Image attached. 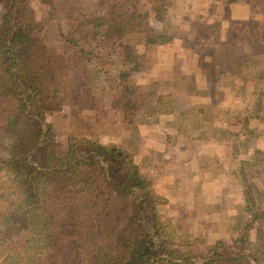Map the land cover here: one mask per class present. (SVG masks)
Returning <instances> with one entry per match:
<instances>
[{
	"label": "trees",
	"instance_id": "trees-1",
	"mask_svg": "<svg viewBox=\"0 0 264 264\" xmlns=\"http://www.w3.org/2000/svg\"><path fill=\"white\" fill-rule=\"evenodd\" d=\"M33 1L0 0V264H264V178L256 173L261 163L242 152V121L253 107L241 103L238 89L246 87L251 100L264 98V37L246 21L225 26L203 14L194 23L196 40L215 44L203 77L208 102L219 106V123L228 127L219 141L238 160L230 176L242 187L246 216L237 238L201 253L200 239L164 217L169 200L131 152L78 135L64 144L47 122L71 95L77 115L96 127L135 126L145 112L165 114L160 100L150 110L148 94L133 82L148 65L136 39L163 47L177 36L153 33L139 0H38L47 22ZM152 1L161 4L155 19L163 22L166 0ZM251 1L264 9V0ZM181 39L184 49L201 46ZM253 40L256 54L244 46ZM179 73L174 67L175 78Z\"/></svg>",
	"mask_w": 264,
	"mask_h": 264
},
{
	"label": "rangeland",
	"instance_id": "rangeland-1",
	"mask_svg": "<svg viewBox=\"0 0 264 264\" xmlns=\"http://www.w3.org/2000/svg\"><path fill=\"white\" fill-rule=\"evenodd\" d=\"M139 2L150 16L153 33L177 36L172 44L163 47L149 45L144 39H136L138 52L147 58L148 65L146 72L134 75L133 82L142 85L148 94L150 110L157 107L160 100V109L166 113L145 112L135 126L114 122L96 127L77 115L76 110L70 106L71 95L63 111L49 116L47 122L53 125L55 139L64 144L70 135H78L96 139L104 145L116 144L131 152L158 193L170 198L182 197L179 201H169L172 205L164 206L162 213L174 223L179 233L193 238L201 237L203 244L199 243L196 250L205 253L210 244L219 242V224L222 229L236 230L238 226L242 227L246 216L239 187H228L229 191L226 192L229 193L224 195L225 207L219 204V193L221 196L223 194L219 190L217 146L220 109L203 97L209 92L203 76L211 65L215 44L214 41L203 40V37L197 41L196 31L199 27L194 23L203 14L207 16L206 21L221 22L225 26L231 21H246L255 34L264 37V9L255 8L251 0L230 7H224L215 0H166V15L163 22H158L155 17L161 4L152 0ZM33 7L38 19L47 22L48 9L38 0L33 1ZM167 25L171 29H167ZM181 38L189 39L190 44L194 41L200 43L198 55L182 50ZM47 39L51 49L56 46L52 39ZM244 46L248 53L256 54L258 51V42L255 40L245 41ZM197 63L199 66L194 68ZM174 67L180 70L176 78L173 75ZM73 87L75 90L78 88L76 84ZM238 89L241 103L252 106L254 114L252 119L242 121L247 133L245 141L248 143L245 144L248 145L241 151L249 153L244 156L245 159L254 157V160L261 163L256 169L261 171L256 173L264 178V98L251 100L246 87L239 85ZM224 127L227 128L226 124ZM175 145L185 149L182 152L174 151ZM235 167L234 162L227 168L234 171ZM193 190L196 197L190 198ZM224 209L234 214L226 215L220 211ZM209 229L212 230L207 232Z\"/></svg>",
	"mask_w": 264,
	"mask_h": 264
},
{
	"label": "crops",
	"instance_id": "crops-1",
	"mask_svg": "<svg viewBox=\"0 0 264 264\" xmlns=\"http://www.w3.org/2000/svg\"><path fill=\"white\" fill-rule=\"evenodd\" d=\"M218 3V2H217ZM236 5V4H235ZM231 6H234V5H231ZM224 7H230V6H224ZM210 12V11H209ZM211 14V13H210ZM210 17V16H209ZM238 19H241V18H238ZM238 19H236V20H238ZM208 23H212V21L210 22H208ZM182 50H184V51H186V52H189V53H191V54H195V53H198V52H195L194 50H189V49H184V48H182ZM196 66V67H195ZM195 66H193L194 68H197L198 66H199V63H197V65H195ZM205 84H206V86H207V83H206V81H205ZM207 88H208V86H207ZM204 98H205V100L208 102V100H209V97H210V90H209V92L208 93H205L204 94V96H203ZM215 106V105H214ZM254 115V114H253ZM252 114L250 115V116H248V117H246L247 119H252V117H254ZM228 128V127H227ZM227 128H225L224 126H222L220 123H219V131L220 130H227ZM234 128H238V127H236V126H233V125H231V127H230V129H231V131L233 132V133H238V130H234ZM228 131V130H227ZM178 133V132H177ZM247 138V137H246ZM219 145H217V146H219V190L221 191V192H223V194H222V196L220 195V193H219V197H221V200H219V204H220V207H222V206H224V199H225V194H227V193H229V192H226V191H229V188L228 187H232L233 189L234 188H241V191H242V187H240L238 184H237V182H235V181H233V179H232V177L230 176V174L233 172V170H231V169H229V168H227L228 166H230V164H234V162L235 163H237V161L238 160H235L234 159V157L233 156H228V154H227V152H225L224 151V145L220 142V141H218L217 142ZM248 143V142H247ZM185 148H183V146H177V145H175L174 146V151H178V152H182L183 150H184ZM226 153V154H225ZM253 158V157H252ZM247 159V158H246ZM249 159H251V158H249ZM179 161V160H178ZM236 168V167H235ZM177 173V172H176ZM169 183H172V182H169ZM225 192V193H224ZM158 194H160V193H158ZM160 195H162L163 197H165L167 200H169V201H173L172 199H175V200H178V199H181L182 197L180 196H174L173 198H170V197H168L167 195H163V194H160ZM241 195H242V193H241ZM179 197V198H178ZM194 197H196V194H195V191L193 190V195L190 197V198H194ZM179 201V200H178ZM172 205V202H169L168 203V205ZM168 205H166V206H168ZM225 207V206H224ZM223 207V208H224ZM221 212H225L226 213V215H233L234 214V212H231V213H229L228 212V209H224V210H220ZM221 212H219V213H221ZM230 217V216H229ZM175 226V225H174ZM175 229H176V227H175ZM202 229H204V228H202ZM231 229V231L230 230H228V229H225V228H223L222 229V227L220 226V224H219V241H223V242H226V243H230L233 239H235V238H237L238 237V235H239V232H240V227L238 226L237 228H236V230H234L233 228H230ZM197 230H199V229H197ZM196 230V231H197ZM205 230H206V228H205ZM204 230V231H205ZM210 230H212V229H209V230H207V232L208 231H210ZM221 230H223V231H221ZM236 232V234H234L235 232ZM178 231V230H177ZM184 234V233H183ZM235 236V237H234ZM194 238H197V239H200V241H201V237H197V236H194ZM201 244H203V242L201 241ZM213 244H215V242L214 243H212V244H210V246H212Z\"/></svg>",
	"mask_w": 264,
	"mask_h": 264
}]
</instances>
